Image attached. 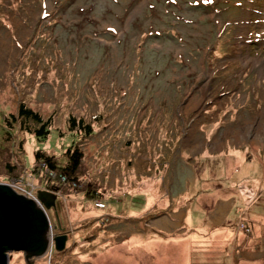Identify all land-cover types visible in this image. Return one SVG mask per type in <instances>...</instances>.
<instances>
[{"label":"rangeland","instance_id":"374dc122","mask_svg":"<svg viewBox=\"0 0 264 264\" xmlns=\"http://www.w3.org/2000/svg\"><path fill=\"white\" fill-rule=\"evenodd\" d=\"M163 20L193 38L184 47L140 40L167 26ZM193 44L194 55L176 57ZM151 48L174 54L165 74L148 73L144 60L135 65ZM21 101L52 117L50 132L37 140L16 128L11 143H0V183L40 209L37 190L55 194L56 215L44 213L84 262L264 264V222L259 247L230 255L235 226L255 236L250 220L264 218V194L243 195L247 185L264 192V0H0V142L4 117ZM68 116L91 122L89 139L68 129ZM72 142L83 152L78 181L45 178L34 151L62 166ZM169 224L178 227L157 229ZM47 230L36 264H54L61 252L52 251ZM175 234L186 244L168 237ZM215 234V250L229 257L185 255L188 239L209 245ZM19 253L8 264H23ZM74 261L68 254L63 263Z\"/></svg>","mask_w":264,"mask_h":264},{"label":"trees","instance_id":"16d2710c","mask_svg":"<svg viewBox=\"0 0 264 264\" xmlns=\"http://www.w3.org/2000/svg\"><path fill=\"white\" fill-rule=\"evenodd\" d=\"M171 1L174 2V0H171ZM201 3L206 4L207 2L201 1ZM226 4L227 3H223L222 7H225ZM171 5L172 4H170L171 10H173L172 8L173 6ZM197 5L199 6L200 4L198 3ZM222 10L225 11L226 8ZM171 13L175 14L173 12ZM176 16L178 19H180L178 15ZM163 22L168 23V25L167 26L164 25L163 27L158 26L155 30H152L150 32L144 31L140 35V40H145L148 43V41H150L151 39H156L160 41H166L167 44L170 42L176 43L179 41L180 42L179 45L181 47H184L186 44H188L187 41H184V39L189 41V39L193 38V35L191 34L184 36L182 33L183 31L181 30L182 31L181 32L180 29L178 28V23L173 22V20H170V22L163 20ZM174 23H176V25ZM179 25L181 24L179 23ZM164 30L165 31L168 30V31H166V33L163 34L162 31ZM167 32H170V33H167ZM140 40L138 41L139 43L141 42ZM200 44H193L195 45L194 49H189L182 53L179 51L178 54L176 53L177 54L176 57L178 58L180 56L183 57L187 55V57L189 58L191 54L194 55L196 51L200 48ZM215 45L216 43L214 44V46ZM136 50L138 51V48H136ZM148 50L140 54L137 53L136 60L134 62L135 65L138 66V64H142V60H144L145 61L144 69L148 73L156 72L158 74H165L169 68V65L171 64L170 61L172 57L174 56V54L172 52H168V56L164 57L162 51H157L156 53L154 49H152L153 51H151L150 49ZM169 53H172V56H170ZM180 65H182V63H180ZM184 65H185V58H184V64L182 66ZM158 77L159 75H156V78H152V79L156 80ZM4 118L8 126L6 127L7 129L4 131V135L0 143L2 142L11 143L14 137L13 132L15 131L16 128L21 132L27 131L33 134V136L37 140H43L48 136L50 132V128H51V122H52L51 116L44 118L43 115L39 111L28 106V104H26L24 101L19 102L16 105L14 112H10L9 115L5 116ZM98 119H99V115L94 116V120L96 122L98 121ZM65 123H67V127L70 131H74V133L78 132L79 135L82 136V138L89 139V137L94 133L93 128L91 126V122H85L81 117L75 120L74 117L68 116ZM8 128H11V129H8ZM17 145L21 146V140L17 143ZM79 147L80 146H78L77 143L72 142L65 149V151L63 152V155L66 157V161L62 166H59L55 162L54 157L45 155L39 150L34 151V159L39 164V167L41 166L40 170L43 171L45 178L48 173H54L57 179H60V178L65 179L66 185H68V183H71L72 181H78V179L75 178V173L77 169H79L80 167L82 156H83V152L81 148ZM6 164L8 165L9 162H7ZM36 169H37V165H36ZM10 171H12V169H10ZM4 175L7 177L17 176L10 172L5 173ZM66 185H61V186H66ZM58 208L59 207H58V201H57L56 209ZM68 240H69V236L67 235V239L65 242V248L63 250L68 249L70 245L74 243L71 241L72 243L67 245Z\"/></svg>","mask_w":264,"mask_h":264},{"label":"water","instance_id":"95a60500","mask_svg":"<svg viewBox=\"0 0 264 264\" xmlns=\"http://www.w3.org/2000/svg\"><path fill=\"white\" fill-rule=\"evenodd\" d=\"M37 203L28 197L17 194L11 187L0 183V264H8L9 254L21 251L25 263L31 264L28 255H41L47 246L49 222L44 209H52L56 215V195L37 190ZM53 227L59 229L58 222ZM67 234L53 236L57 251L65 248Z\"/></svg>","mask_w":264,"mask_h":264},{"label":"crops","instance_id":"0c3cea01","mask_svg":"<svg viewBox=\"0 0 264 264\" xmlns=\"http://www.w3.org/2000/svg\"><path fill=\"white\" fill-rule=\"evenodd\" d=\"M246 143H248L250 146H251V148H253V149H257L259 146L258 145H255L254 143L255 142H253V141H248V142H246ZM258 144H261V143H258ZM248 157V156H247ZM254 187L255 186H252V185H247V188H246V190L243 192V195L244 196H246V198L248 199L249 197H252L253 198V200L254 201H257V200H261V198H262V194H264V192H262V191H259V192H257V193H255L254 194ZM256 189H258L259 190V186H256L255 187ZM257 220V218H254V220L253 219H251L250 220V222L253 224V227L254 228H257V229H255L256 230V235L254 236V233H253V235H245V234H242V232H240V231H238L237 229H236V226H235V230H236V238H235V240H234V242H233V245L231 244V249H230V255L235 251V250H237V251H241V253L244 251L245 253H249V252H251L252 251V248L253 247H256L257 245H254V244H257V243H253V242H257L258 240H257V238L258 239H260L261 238V236L259 237V234L260 233H258V231L260 230V226L263 224L262 222H264V218L262 219V220H260V221H256ZM224 221V220H223ZM244 222H246V223H248L247 221H244ZM149 225H152V224H147V226H149ZM170 225V224H169ZM175 226V227H174ZM174 227V228H173ZM176 227H178V224L177 225H170V227H166V228H164V227H159V226H157V229H159V230H162V231H164V232H167V233H170V232H172ZM151 228V227H150ZM173 228V229H172ZM151 229H153V228H151ZM154 230V229H153ZM162 236H164L163 234H161ZM253 236L255 237V238H253ZM168 237L171 239L172 238V241L173 242H175V243H181V244H183V245H185L186 244V240L187 239H185L186 237H183V236H181V235H178V234H175V235H168ZM217 236H216V234L214 235V237L212 238V240H211V242H210V244L209 245H195V241H193V240H191V239H188V242L189 243H194L193 245H189L188 247H187V250H184V252H186L187 253V256H188V258L190 259L191 257H195V256H199L200 254H201V257L202 256H207L208 257V259L209 258H211V257H214V256H219V257H222V258H226V257H229L230 255H228V256H226V255H222V254H220V253H218L216 250H215V247L216 246H218V247H220V245H216V242H215V238H216ZM257 237V238H256ZM263 239H264V237H263ZM171 241H167V243H170ZM173 242H171V245L175 248L176 247V245H175V243H173ZM199 247H203V249L204 250H202L200 253H196V251L198 250V248ZM257 247H259V245L257 246ZM72 251H74V249L72 250ZM70 249L69 250H62L61 252H59V256H58V258L54 261V264H64L63 263V261H64V258H65V256L66 255H68V254H70V260H72V261H74L73 263H71V264H89L88 262H87V260H86V262H84V260H85V257L82 255L81 256V254L80 253H77V252H73V253H71L72 252ZM258 251V250H257ZM45 253H46V251L43 253V254H41V255H37V256H33V255H28L27 256V259H30L31 260V264H36V262L34 261V258H36V257H40V256H43V255H45ZM85 255H86V253H84ZM225 254H228V252H225ZM19 255L20 256H22L23 257V254H20L19 253ZM79 256H81V258H79ZM200 257V258H201ZM40 259V258H39ZM38 258H36L35 260L36 261H38L39 260ZM244 259H246V258H244ZM83 261V262H82ZM23 264H27V263H25V261H24V263ZM184 264H186L185 262H184ZM190 264V263H189ZM194 264V263H193ZM242 264H244V261L242 260Z\"/></svg>","mask_w":264,"mask_h":264},{"label":"built area","instance_id":"2783aa9c","mask_svg":"<svg viewBox=\"0 0 264 264\" xmlns=\"http://www.w3.org/2000/svg\"><path fill=\"white\" fill-rule=\"evenodd\" d=\"M50 225H51V222H49V239H50V247L52 248V251H53V241L52 240H53L54 232L52 228L50 227ZM241 226L244 228V231L248 232L249 229L243 223L241 224Z\"/></svg>","mask_w":264,"mask_h":264},{"label":"bare ground","instance_id":"6f19581e","mask_svg":"<svg viewBox=\"0 0 264 264\" xmlns=\"http://www.w3.org/2000/svg\"><path fill=\"white\" fill-rule=\"evenodd\" d=\"M258 143H259V142H258ZM245 172H246V171H245ZM240 221H242V220H240ZM240 221H239V224L244 223V222H240ZM55 234H57V233H54V235H55ZM131 240H132V242H133V241H134V242H140V241H142L141 239H139V238H137V237H135L134 240H133V239H131ZM95 246H96V244H95L94 246H92L93 251H95V252L92 253L93 255H96V253H97V252H96V249H95V248H96ZM184 253H185V255L187 254L186 252H184ZM218 253H219V252H218ZM186 260H187V259L185 258V261H184L185 263H186ZM190 264H193L192 261H190Z\"/></svg>","mask_w":264,"mask_h":264}]
</instances>
